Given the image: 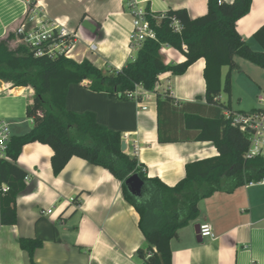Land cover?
Returning <instances> with one entry per match:
<instances>
[{
	"label": "crops",
	"instance_id": "1",
	"mask_svg": "<svg viewBox=\"0 0 264 264\" xmlns=\"http://www.w3.org/2000/svg\"><path fill=\"white\" fill-rule=\"evenodd\" d=\"M131 1L154 14L185 9L195 19L207 13V0ZM35 2L37 20L65 29L75 38L70 56L73 61L88 60L101 70H120L133 58L132 20L126 0ZM27 5L26 0H0V41L14 33L28 11ZM263 25L264 0H252L249 13L237 22V31L254 51L261 48L253 34ZM18 44V39L8 43L10 49ZM164 59L181 63L185 57L169 49ZM234 61L239 68L247 62L252 64L238 56ZM204 67V59H199L181 76L161 74L158 91H145L139 102L92 92L87 82L70 84L65 108L79 114L92 113L99 125L118 132L126 143L125 154L143 165L147 177H157L173 187L185 177L187 163L218 156L208 141L157 140L158 126L160 135L167 139L194 137L197 132L186 128L185 118H212L217 114L204 99ZM226 72L223 68V77ZM166 90L171 99L164 101L162 93ZM33 94L29 87L2 82L0 120L9 124L11 136L23 135L32 128L33 119L26 116V109ZM157 95L163 101L159 109ZM222 95L218 100L225 104L228 98L225 102ZM229 101L233 112L264 110L253 107L243 111L233 106L231 96ZM220 113L225 117L226 110ZM52 155L49 146L34 142L24 145L17 158L29 181H24L26 189L16 199L17 224H0V264H30L29 255L19 247L20 238L41 242L33 253L35 264H143L136 251L146 248V242L137 212L123 198L121 182L109 171L75 156L54 175ZM198 209L197 219L178 230L170 241L172 264H264V186L215 192L201 200ZM47 210H52L51 214H46ZM206 223L214 238L198 242L195 227Z\"/></svg>",
	"mask_w": 264,
	"mask_h": 264
},
{
	"label": "trees",
	"instance_id": "2",
	"mask_svg": "<svg viewBox=\"0 0 264 264\" xmlns=\"http://www.w3.org/2000/svg\"><path fill=\"white\" fill-rule=\"evenodd\" d=\"M26 1L28 11L24 19L36 4L35 0ZM251 2L207 0V13L195 19L190 18L185 9L154 14L149 18L154 38L142 42L134 51L133 58L120 70H101L88 60L75 62L64 56L53 59L35 57L23 44L10 49L8 43L20 40L23 35L15 31L9 33L5 40L0 41V80L13 87L33 90L32 103L26 109V116L33 119V125L27 133L11 136L7 159L0 162V181L9 187L0 197V224H17L16 199L26 189L24 179L27 176L17 165V158L24 145L38 142L53 151L51 167L54 175H58L75 156L109 171L119 180L124 200L139 216V229L146 242V248L136 251L137 258L143 264H172L170 241L178 230L197 219L201 200L215 192H231L264 177V157H246L248 135L233 127L230 120L220 113L221 109L230 111L231 74L239 70L234 57L244 58L264 69V25L253 34L260 51L252 50L237 31V22L249 13ZM174 22L180 26L178 32L172 27ZM163 46L183 55L185 60L181 63L166 61L161 54ZM199 59L205 61L204 99L216 109L217 114L212 118H185L186 128L197 132L194 137L167 139L160 135L158 126L157 140L159 143L208 141L217 149L218 156L187 163L185 177L173 187L165 185L157 177L148 178L143 165L135 157L121 152L122 139L118 132L99 125L92 113L79 114L65 108L70 84L87 82L90 91L103 92L124 101L136 87L153 91L158 76L167 72L181 76ZM223 68H227L224 77ZM221 94L228 98L225 104L219 103ZM162 96L164 101L171 99L167 90ZM160 97L157 95L158 109L163 103ZM137 100L140 101L141 97L137 96ZM132 174H137L144 182L139 196L131 195L124 184ZM75 201L76 198L73 203ZM18 244L29 255L30 264H35L33 253L41 247V242L20 238Z\"/></svg>",
	"mask_w": 264,
	"mask_h": 264
},
{
	"label": "built area",
	"instance_id": "3",
	"mask_svg": "<svg viewBox=\"0 0 264 264\" xmlns=\"http://www.w3.org/2000/svg\"><path fill=\"white\" fill-rule=\"evenodd\" d=\"M126 1L128 2L129 15L132 20L130 47L134 53L142 42L146 39L154 38V31L149 23V18L153 17L154 13L131 0ZM36 13L35 6L28 12V15L30 14L28 23H33L34 28L25 29V24H22L15 30V32L23 35V38L19 41L30 49L35 57L46 56L53 59L57 56H64L70 59L71 51L75 44V38L65 29H59L55 25H47L45 22L37 20ZM172 27L177 32L180 30V26L177 22H174ZM168 52L169 48L167 46L161 48L162 55H168ZM160 80L161 77L158 76L152 92L158 91ZM144 93V90L136 87L134 92L127 94V97L128 99L138 101L137 96L142 97ZM258 100L264 102L262 97H259ZM139 109L143 111L145 107L140 106ZM225 117L230 120L233 127L238 128L242 133L248 135L249 147L246 152V157H264V110H255L249 113L228 111L225 113ZM10 138L9 124L4 120H0V162L7 159L6 151ZM24 181H29V176H26ZM244 186H264V177L259 180L250 181ZM8 190L9 187L7 184L0 181V197ZM51 212L52 210H47L45 213L49 215ZM198 227V235L201 239L214 238L212 228L209 224H201Z\"/></svg>",
	"mask_w": 264,
	"mask_h": 264
},
{
	"label": "rangeland",
	"instance_id": "4",
	"mask_svg": "<svg viewBox=\"0 0 264 264\" xmlns=\"http://www.w3.org/2000/svg\"><path fill=\"white\" fill-rule=\"evenodd\" d=\"M29 16L30 14L17 25L15 30L22 24H25V29L34 28L33 23H28ZM19 44L22 43L19 41ZM259 96L264 99V69L247 62L232 73V104L243 111H249L253 107L264 109V103L261 104L258 100ZM222 97L226 102L227 96L223 94ZM239 100H241L240 105H238Z\"/></svg>",
	"mask_w": 264,
	"mask_h": 264
},
{
	"label": "water",
	"instance_id": "5",
	"mask_svg": "<svg viewBox=\"0 0 264 264\" xmlns=\"http://www.w3.org/2000/svg\"><path fill=\"white\" fill-rule=\"evenodd\" d=\"M0 87H2V81L0 80ZM121 152L125 153L126 151V143L124 141L121 142L120 146ZM125 186L127 187L128 192L133 196H139L140 192L143 188L144 182L139 178L137 174H132L127 177L124 181ZM198 226L195 227V233L197 235L196 240L198 242L201 241L200 236L198 235Z\"/></svg>",
	"mask_w": 264,
	"mask_h": 264
}]
</instances>
